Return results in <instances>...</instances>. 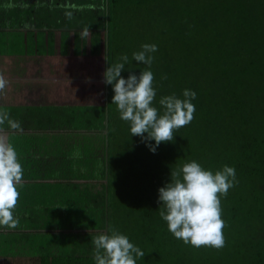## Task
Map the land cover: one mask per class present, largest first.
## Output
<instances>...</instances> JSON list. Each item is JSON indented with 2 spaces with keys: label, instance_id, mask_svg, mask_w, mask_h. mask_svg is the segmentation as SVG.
<instances>
[{
  "label": "trees",
  "instance_id": "obj_1",
  "mask_svg": "<svg viewBox=\"0 0 264 264\" xmlns=\"http://www.w3.org/2000/svg\"><path fill=\"white\" fill-rule=\"evenodd\" d=\"M136 1L155 11L147 14L135 49L141 51L146 40L157 45L150 66L156 89L161 97L174 93L180 99L183 90L195 91V113L155 153L139 136L134 143L127 140L134 146L133 160L120 172L121 187L114 178L110 228L118 219L131 224L133 232L119 229L134 245H148L142 250L148 264L151 256L156 264L163 258L162 264H264V0ZM119 48H111L109 66L126 54L130 67L133 51ZM152 106L159 109V100ZM193 160L213 173L224 165L236 171L238 183L221 197L225 246L220 250L185 245L158 214V189L170 182L172 169ZM112 170L111 177L117 172ZM126 174L138 177L134 187H125L131 182ZM163 226L166 238H160ZM142 262L137 258L136 264Z\"/></svg>",
  "mask_w": 264,
  "mask_h": 264
},
{
  "label": "crops",
  "instance_id": "obj_2",
  "mask_svg": "<svg viewBox=\"0 0 264 264\" xmlns=\"http://www.w3.org/2000/svg\"><path fill=\"white\" fill-rule=\"evenodd\" d=\"M110 1L0 0V110L21 123L0 135L23 167L0 264H95L110 229Z\"/></svg>",
  "mask_w": 264,
  "mask_h": 264
},
{
  "label": "clouds",
  "instance_id": "obj_3",
  "mask_svg": "<svg viewBox=\"0 0 264 264\" xmlns=\"http://www.w3.org/2000/svg\"><path fill=\"white\" fill-rule=\"evenodd\" d=\"M88 31L85 29L84 35ZM141 49L132 53V60L150 68L155 59L151 54L158 51V47L143 44ZM119 60L122 62L110 65L103 73L104 83L111 85L114 92L111 103L116 105L120 119L129 123L131 136L141 137L142 142L155 153L156 147L162 142L172 141L174 132L194 119L195 105L192 101L196 99V93L185 89L183 99L174 93L162 97L159 104L164 111L160 114L152 106L156 97L153 73L142 70L139 76L130 73L125 79L121 71L129 62V57L125 54ZM161 79H167V76ZM8 83L0 74V94H4ZM6 123L10 129L21 128L19 121L0 110V132ZM149 141H155V144L147 143ZM22 182L23 167L19 156L14 146L0 135V229L19 227V219L14 213L20 196L18 187ZM237 183L234 167L224 165L213 173L195 160L184 163L172 169L170 182L158 189V214L173 237L185 245L220 250L225 246L221 197H226L229 189ZM92 244L95 264H136L137 258L145 255L126 235L111 228L93 236Z\"/></svg>",
  "mask_w": 264,
  "mask_h": 264
},
{
  "label": "rangeland",
  "instance_id": "obj_4",
  "mask_svg": "<svg viewBox=\"0 0 264 264\" xmlns=\"http://www.w3.org/2000/svg\"><path fill=\"white\" fill-rule=\"evenodd\" d=\"M136 2H137L136 0H111L110 1L111 10H113V16H112L113 33L111 34L112 44H113L112 47L113 48L116 47L117 49H120L119 48V46H120L121 49H125V47H127V49L132 50L133 52H139L140 51V48L137 50L135 49V47L137 46V43L139 44L138 41L141 40L139 38V33L141 30H143V27L146 28L148 26V24L147 25H142V24H144V21L148 17V15L149 14H155V11L153 9L149 10L148 7L140 8ZM156 12H158V11L156 10ZM148 41L149 40H146L143 44H146ZM113 52H117V51L114 50ZM119 53L123 54L120 52V50H118V54ZM129 55H131V54H129ZM119 57H121V56H117L118 62H122L119 60ZM131 57H132V55H131ZM128 64L130 65V63H127L125 65V68L121 71V76L124 77L125 79H127V77L129 76L130 73L139 76V74L141 73L142 70H150V68L147 65L139 64L136 61H133V63L131 64L130 67L127 66ZM146 66H147V68H145ZM153 75H154V73H153ZM154 78H155V76H154ZM156 86H157V83L154 80L153 87L156 89ZM109 87H110L109 88V90H110V93H109V104H110L109 105V112H110V131H111L110 132V134H111L110 140H111V155H112V164H113L112 165V169H113L112 172L117 171V172L113 173L111 179H112V183H113L112 188L114 187V189H117L118 186L115 185L114 182H118V181H115L114 178L117 176V179L120 180L118 183L121 187V185L123 184V182H121V179H123V178H121L122 176L120 175V172L124 173L125 170L128 169V165H126V161L131 162L133 160L131 148H133L134 146L130 147V143L127 140H131V142L134 143L135 141H133L132 138H137V136H131L129 123L122 121L120 119L119 112L116 109V105L111 103L114 92H113L112 86L110 85ZM160 90L156 89V97H155L156 101L160 100L162 98L160 96V92H161ZM158 111L160 114H163V111H164L163 107L161 106L158 109ZM126 175L129 176V179L131 180V182L129 183V185L126 184L125 187L126 188L127 187L128 188L134 187L133 183H135V181H136V179H138V177L136 176V174H126ZM118 207H119V205H117V208ZM116 217H117V214H115L114 220H116ZM117 219H118V217H117ZM115 222H118L116 227H113L114 229L116 228L115 230H117V231L120 230L122 228V225H123V227H125V228H127L133 232V226H131V224L126 223V222H122V220L119 221V219H118V221H114V223ZM141 223H143V221H141ZM119 224H120V226H119ZM160 229H161V230H159V234H161L160 238H162V237L166 238V235L168 236V233L167 232L164 233V226L161 227ZM120 233L123 234L124 231L121 232V230H120ZM124 235H125V233H124ZM141 241H143V240H141ZM135 245L137 247H139L141 250H144V247L145 248L148 247V245H146V244H142L143 246H138V243H136ZM148 256L149 255L145 254L144 257L141 258L143 260L142 264H148L145 262V260L147 259ZM155 258L156 257L151 256L152 264H156V263H154V262H156ZM161 259L162 258L160 256L159 260H161ZM163 262H164V258L162 259L160 264H162Z\"/></svg>",
  "mask_w": 264,
  "mask_h": 264
}]
</instances>
